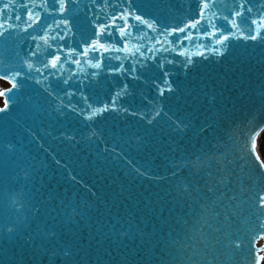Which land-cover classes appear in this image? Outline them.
<instances>
[{
  "label": "water",
  "instance_id": "95a60500",
  "mask_svg": "<svg viewBox=\"0 0 264 264\" xmlns=\"http://www.w3.org/2000/svg\"><path fill=\"white\" fill-rule=\"evenodd\" d=\"M187 2L158 0V15L169 17V22L175 23L171 18L179 16ZM89 6L90 0H79L75 12L83 16ZM30 42L23 31L15 34L7 45L0 41V59L18 63L15 54L19 52L23 57ZM196 59L200 62L191 72L175 70L173 79L179 91L165 101L166 109L170 108L176 118L191 123L185 132L173 131L166 118L148 125L138 117L106 113L95 123L102 131V138L89 139L84 120L75 115L61 116L56 111L60 102L49 100L43 91L49 81L55 86L51 78L49 81L41 78L42 85L29 82L14 101H9V112L0 113V264L18 261L21 264H49L50 261L53 264H202L200 256H193L189 261L191 249H181L179 243L172 242H184L191 234L188 229L201 226L200 205L207 201L192 202L182 191L187 171L172 177L169 161L200 148L194 130L202 122H213L214 113L219 109L232 110L236 115L233 138H225L227 148L221 151H227L229 159L244 154L249 134L257 128L260 134L264 129V110L260 108L258 96L264 90V46L257 42L237 44L222 62L215 57ZM3 67L5 64H0ZM85 71L98 70L85 66ZM93 81L100 99L109 98L122 84L120 77L113 78L106 72ZM71 83L74 85L76 81ZM128 83L131 95L122 102L147 110L149 105L142 96L152 97V89L142 82L129 80ZM8 88H11L9 83L4 89ZM60 95L67 104L68 98L63 92ZM212 96L216 97L215 105L209 104ZM2 102L0 108L4 107L3 96ZM65 135H74L75 140L65 139ZM8 144L13 145L12 150L6 147ZM245 160V172L251 170L252 179H257L261 169L251 156ZM135 168L147 175L138 174ZM70 175L76 179H70ZM245 183L250 184L251 180L246 178ZM260 184L264 186V177L260 178ZM19 202L25 208L21 209ZM32 206L40 207L41 219L61 232V239L55 245L56 256L51 252L33 254L31 248L22 246V240L9 238L3 231L6 222L23 220L26 216L35 228L40 221H32ZM73 208L78 215L72 214ZM212 210L208 208L209 223L221 227L220 222L211 219ZM215 210L220 211L219 205ZM247 215V211L233 215L220 233L211 232L205 226V232L213 238L227 231L233 239L240 236L245 240L239 250L218 245L216 264H256L264 249L261 244L264 238L251 242L246 231L251 225L244 221ZM65 246L72 250L70 258L60 254Z\"/></svg>",
  "mask_w": 264,
  "mask_h": 264
},
{
  "label": "snow or ice",
  "instance_id": "6c2138e0",
  "mask_svg": "<svg viewBox=\"0 0 264 264\" xmlns=\"http://www.w3.org/2000/svg\"><path fill=\"white\" fill-rule=\"evenodd\" d=\"M78 4L79 0H40V3L36 0H0V41L7 45L20 31L31 41L23 57L19 52L15 54L18 63L0 59V64H5L0 68V79L11 84V88L0 91L5 101L0 113L9 112V101H14L29 82L42 85L41 78L43 81L51 78L55 86L49 81L43 91L49 100L60 102L56 111L61 116L75 115L84 120L90 132L89 139L102 138V131L95 127V123L106 113L138 117L148 125L166 118L173 131L185 132L191 123L176 118L175 113L165 106V101L179 91L173 79L175 70L179 68L185 74L191 72L200 62L197 57L201 60L215 57L222 62L237 44L257 42L264 46V0H188L184 11L171 18L175 23H170L169 17L158 15V0H90L83 16L75 12ZM181 8H184L183 4ZM85 66L98 71L86 72ZM104 72L113 78L120 77L122 84L111 92L109 98L100 99L93 78ZM129 80L142 82L152 89V97L142 96L149 105L147 110L122 102L131 95ZM61 92L68 98L67 104ZM258 96L260 108L264 110V90ZM76 97L79 99L73 103ZM215 102L216 97L212 96L209 104L215 105ZM214 116L213 122H202L194 130L200 148L169 161L172 177L187 171L182 191L192 202L207 201V204L200 205L201 226L188 229L191 234L184 242H172L179 243L181 249H191L189 261L193 256H200L202 264H216L218 245L237 250L245 245L242 237L233 239L231 232L227 231L213 238L211 233L205 232V226L211 232L220 233L229 225L233 215L247 211L244 221L251 225L246 229L251 242L254 244L257 239L264 238V186L260 184V178L264 177V160L255 152V138L260 129L249 134L244 154L229 159L228 152L221 149L227 148L225 138H233L235 112L219 109ZM65 139L75 140V136L65 135ZM6 147L12 150L13 145ZM246 156H251L256 167L261 169L257 179H252L251 170L245 172ZM135 171L147 175L139 168ZM246 178L251 180L250 184L245 183ZM70 179L76 177L70 175ZM19 204L21 209L25 208L23 202ZM217 205L220 211L215 210ZM188 206L191 208L192 204ZM208 208L213 209L211 219L220 222L221 227L209 223ZM30 212L33 222L40 221L35 228L31 227L26 216L23 220L6 222L3 231L9 238L22 240V246L31 248L33 254L51 252L56 256L55 245L61 239V232L41 219L40 207L32 206ZM72 214L79 213L73 208ZM222 214L223 221H220ZM52 219L55 221L56 217ZM120 235L126 236L127 233ZM60 254L70 258L72 250L65 246L60 249ZM262 260L264 256H259L256 264Z\"/></svg>",
  "mask_w": 264,
  "mask_h": 264
},
{
  "label": "rangeland",
  "instance_id": "374dc122",
  "mask_svg": "<svg viewBox=\"0 0 264 264\" xmlns=\"http://www.w3.org/2000/svg\"><path fill=\"white\" fill-rule=\"evenodd\" d=\"M258 152H260V156H262L264 160V134L260 139L259 143L257 144ZM261 256H264V250L261 252ZM261 264H264V260L261 261Z\"/></svg>",
  "mask_w": 264,
  "mask_h": 264
},
{
  "label": "bare ground",
  "instance_id": "6f19581e",
  "mask_svg": "<svg viewBox=\"0 0 264 264\" xmlns=\"http://www.w3.org/2000/svg\"><path fill=\"white\" fill-rule=\"evenodd\" d=\"M6 86H7L6 83L0 81V89L5 88ZM1 104H2V102H1V99H0V105H1ZM263 134H264V129H263V131L260 133V135H259L258 138H257V144L259 143V141H260V139L262 138ZM259 153H260V152H259ZM260 157H261V159H263L262 156H260Z\"/></svg>",
  "mask_w": 264,
  "mask_h": 264
}]
</instances>
